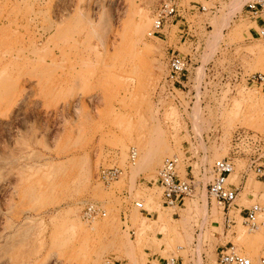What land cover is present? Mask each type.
Segmentation results:
<instances>
[{
  "label": "rangeland",
  "instance_id": "374dc122",
  "mask_svg": "<svg viewBox=\"0 0 264 264\" xmlns=\"http://www.w3.org/2000/svg\"><path fill=\"white\" fill-rule=\"evenodd\" d=\"M162 1L0 0V264H221L232 248L264 257V209L255 228L240 214L264 208L249 168L264 146L234 139L264 142V87L246 82L264 75V38L248 0H176L160 38ZM173 51L189 60L174 91ZM173 158L194 186L179 208L163 205L157 183ZM222 158L239 188L229 212L209 194ZM110 167L121 175L104 184ZM88 204L105 216L86 220Z\"/></svg>",
  "mask_w": 264,
  "mask_h": 264
},
{
  "label": "built area",
  "instance_id": "2783aa9c",
  "mask_svg": "<svg viewBox=\"0 0 264 264\" xmlns=\"http://www.w3.org/2000/svg\"><path fill=\"white\" fill-rule=\"evenodd\" d=\"M248 17L254 20L259 28V37L264 38V0H248L245 4ZM179 16V6L176 0H163L155 9L153 19L154 34H161L162 30L176 17ZM168 75L165 80L166 87L174 91L182 85L183 79H187L189 71V60L174 51L168 59ZM248 85L264 87V75L253 74L246 79ZM237 146L241 143H250L257 148L263 147L264 142L256 135L238 131L235 134ZM237 149V147H236ZM138 157L136 148L130 150L129 162L134 164ZM259 156L251 160L249 168L254 172L256 177L264 183V161ZM177 158L167 159L161 166L157 176V183L162 188V203L167 207L179 208L184 205L185 200L192 197L194 186L191 181L183 180L178 173ZM122 170L118 167L103 168L98 175L99 180L104 184H110L121 175ZM215 178L209 185V194L215 198L217 203L228 212L232 208H238L236 203L239 196V188L230 182V177L235 172V164L231 158H222L217 160L213 166ZM136 207L144 211V204L137 202ZM260 204H254L250 208L241 210L244 214V223L252 228L257 226L259 216L263 212ZM105 213L96 204H88L84 209L83 217L86 220H95L98 216ZM230 221V220H229ZM218 260L221 264H255L254 260L243 256L234 249H225L218 253ZM164 264H184L180 258H169ZM257 264H264V257L258 260Z\"/></svg>",
  "mask_w": 264,
  "mask_h": 264
},
{
  "label": "bare ground",
  "instance_id": "6f19581e",
  "mask_svg": "<svg viewBox=\"0 0 264 264\" xmlns=\"http://www.w3.org/2000/svg\"><path fill=\"white\" fill-rule=\"evenodd\" d=\"M133 13H134V12H133ZM134 14L137 15L136 13H134ZM138 17H139V16H138ZM142 18H143V17H142ZM133 20H134V19H133ZM139 20H140V19H139ZM134 21H135V20H134ZM138 22H139V21H138ZM139 23H140V28H141L142 21H140ZM139 23H138V24H139ZM138 27H139V26H138ZM142 27H143V26H142ZM145 28H146V27H145ZM1 75H2V74H1ZM7 77H8V76H7ZM2 79H4V78H2ZM6 79H8V78H6ZM11 84H12V83H11ZM3 85H4V84H3ZM6 85H7V83H6ZM8 86H9V84H8ZM26 99H27V98H26ZM26 99H25V100H26ZM6 125H7V124H6ZM23 144H24V143H23ZM26 144H27V143H26ZM21 150H22V149H21ZM13 152H14V151H13ZM7 157H8V156H7ZM19 159H20V158H19ZM1 160H2V159H1ZM15 162H16V161L14 160V163H15ZM7 163H8V162H7ZM1 164H2V163H1ZM3 164H4V162H3ZM23 168H24V167H23ZM18 171H20V170H18ZM18 173H19V172H18ZM233 174H234V173H233ZM233 174H232V175H233ZM19 175H20V174H19ZM18 183H19V182H18ZM33 192H34V191H33ZM31 193H32V192H31ZM28 197H29V196H28ZM7 225H8V224H7ZM7 244H8V243H7ZM13 246H14V245H13ZM7 251H8V250H7ZM4 252H5V251H4ZM0 256H1V255H0ZM47 258H48V257H47Z\"/></svg>",
  "mask_w": 264,
  "mask_h": 264
},
{
  "label": "crops",
  "instance_id": "0c3cea01",
  "mask_svg": "<svg viewBox=\"0 0 264 264\" xmlns=\"http://www.w3.org/2000/svg\"><path fill=\"white\" fill-rule=\"evenodd\" d=\"M162 36H165V38L167 37L166 34H162V32H161V37L160 38H162ZM156 259H158V258H156Z\"/></svg>",
  "mask_w": 264,
  "mask_h": 264
}]
</instances>
